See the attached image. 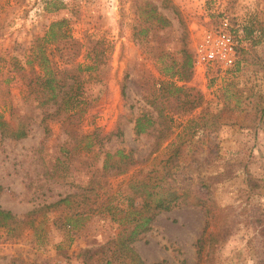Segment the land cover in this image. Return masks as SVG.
Segmentation results:
<instances>
[{
    "label": "rangeland",
    "instance_id": "obj_1",
    "mask_svg": "<svg viewBox=\"0 0 264 264\" xmlns=\"http://www.w3.org/2000/svg\"><path fill=\"white\" fill-rule=\"evenodd\" d=\"M153 12L168 24L147 18ZM222 14L237 36L235 62L200 71L191 65L186 80L171 78L197 91L201 104L156 116L151 92L157 80L170 78L161 66L179 61L182 50L192 57L196 41ZM60 18L66 37L45 42L48 59L95 67L81 73L86 106L80 117L42 119V109L26 95L30 72L24 60ZM141 113L152 116L155 128L136 137L133 120ZM168 116L169 131L158 135ZM197 116L206 126L200 124L192 146L184 147L181 161L188 167L180 190L199 189L201 176L222 174L217 182L206 179L207 217L190 194L156 214L132 249L139 264H194V242L207 220L206 234L218 241L207 259L203 245L200 263L264 264V0H0V118L6 123L0 133V208L27 221L10 232L0 227V264H122L106 262L116 225L94 206L79 214L82 195L99 202L124 185L187 118ZM16 126L27 128L25 137L11 135ZM95 129L93 147L82 149L80 135ZM116 148L131 151L134 163L125 172L101 168L103 150ZM66 195L67 202L58 201ZM68 207L74 215L66 223Z\"/></svg>",
    "mask_w": 264,
    "mask_h": 264
},
{
    "label": "trees",
    "instance_id": "obj_2",
    "mask_svg": "<svg viewBox=\"0 0 264 264\" xmlns=\"http://www.w3.org/2000/svg\"><path fill=\"white\" fill-rule=\"evenodd\" d=\"M155 18V23L167 25L168 22L157 12L147 15ZM66 20L60 18L49 23L44 35L31 47L30 53L25 57V65L28 66L30 72L26 78V95L32 96L38 107L42 109V119H60L78 118L82 114L86 103L82 96L83 84L85 78L81 75L82 71H89L95 67V64H70L72 59L65 58V64L62 66L48 59L45 53V42L61 41L65 38L64 25ZM247 34L249 29L243 28ZM65 51L70 49L64 46ZM179 61H170L168 65L161 66L160 70L169 75V79H160L151 92V105L156 111V116H162V110L170 111V114L178 112H190L201 104V95L191 87L184 84L177 85L175 77L178 80H186L191 68V56L185 50H182ZM67 54V53H66ZM95 60V59H94ZM62 64V63H61ZM22 70V67H19ZM168 113V112H167ZM205 114H202L204 116ZM191 117L187 118L181 124L180 130L170 139L161 150L151 158V162L144 169L137 168L116 188L110 189L108 194L103 195L99 202L94 199L89 202L85 195H82L80 204L77 205L81 209L94 206L98 214L106 215L109 221L114 223L117 232L110 240L113 244L112 255L107 258L106 262L119 259L122 264H139L140 260L132 249V243L144 232L150 228V223L154 216L160 212H167L178 206L181 201L190 195L192 204L200 206L204 210L207 217L208 208L205 201L209 199L210 189L206 179L211 182L219 181L220 173L215 176L207 175L199 178V189L191 187L180 190L181 178L186 176L187 164L181 161L184 147L192 146L191 137L197 132L199 125L206 126V120L203 118ZM165 118V117H164ZM157 134L169 131L170 116L165 118ZM154 119L147 113L137 115L133 120V134L139 136L147 133L154 127ZM158 127V125H157ZM6 123L0 118V133L5 132ZM14 138H22L27 134V128L16 126L11 130ZM156 131V129H155ZM96 133V129L89 134L80 135L78 144H82V149L89 150L92 146V134ZM110 134V133H108ZM159 138V137H158ZM207 146L215 148V144L209 140ZM161 145V139L155 142L154 151L158 150ZM131 151L124 152L121 148H116L112 152L103 150L101 168L103 170L112 169L118 172H125L133 165ZM82 188V191H87ZM59 202H67L68 196H64ZM70 207L67 208L69 211ZM73 210V209H72ZM66 213V212H65ZM65 214L64 221L69 223L74 212L69 211ZM78 212H75V214ZM27 212L25 216H29ZM26 220L18 219L9 211L0 208V227L6 229L7 232L13 231L17 225H25ZM205 220L200 235L196 238L194 246L196 248V261L194 264H204L209 257L210 249L217 243V239L211 233L206 234ZM203 245H207L205 251L206 259L200 263L201 251ZM19 264H24L20 261ZM152 264H166L164 261Z\"/></svg>",
    "mask_w": 264,
    "mask_h": 264
},
{
    "label": "built area",
    "instance_id": "obj_3",
    "mask_svg": "<svg viewBox=\"0 0 264 264\" xmlns=\"http://www.w3.org/2000/svg\"><path fill=\"white\" fill-rule=\"evenodd\" d=\"M237 36L226 14H222L216 24L203 31L193 47L191 65L194 70L217 64L231 66L237 56ZM70 264H81L75 260Z\"/></svg>",
    "mask_w": 264,
    "mask_h": 264
}]
</instances>
